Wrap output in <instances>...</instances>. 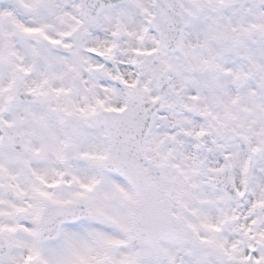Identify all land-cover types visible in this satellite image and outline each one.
Wrapping results in <instances>:
<instances>
[{
	"label": "snow or ice",
	"instance_id": "6c2138e0",
	"mask_svg": "<svg viewBox=\"0 0 264 264\" xmlns=\"http://www.w3.org/2000/svg\"><path fill=\"white\" fill-rule=\"evenodd\" d=\"M50 7L45 0H18L11 7L0 0V20L26 36L42 33L24 19ZM246 8L190 0L184 23L205 40L215 33L234 66L264 71V39L252 31L264 25L249 26V16L260 13ZM139 9L148 12L142 4L128 9L132 23L140 22ZM218 17L231 26L221 28ZM13 35L0 37V58L15 55ZM235 81H242L240 71ZM96 105L101 111L33 104L25 108L26 125L3 121L9 133L0 136V264H264V176L255 173L253 155L240 160L234 186L248 198L247 213L217 218L214 205L225 197L196 191L187 175L163 171L168 155L162 140L147 138L144 111L108 116L126 109L103 99ZM7 107L0 104V111ZM229 225L239 239L221 235Z\"/></svg>",
	"mask_w": 264,
	"mask_h": 264
},
{
	"label": "clouds",
	"instance_id": "9594fccd",
	"mask_svg": "<svg viewBox=\"0 0 264 264\" xmlns=\"http://www.w3.org/2000/svg\"><path fill=\"white\" fill-rule=\"evenodd\" d=\"M17 2L3 0L8 7ZM45 2L51 5L46 12L24 19L28 26L42 27V33L26 36L9 20H0V37L12 32L15 52L0 58V104L8 105L0 111V136L9 133L4 120L26 125L25 108L33 104L101 111L96 101L103 99L107 106L126 109L108 116H126L139 107L149 117L147 138L163 141L168 155L163 171L187 175L189 184L198 185L196 191L225 197L214 205L217 218L245 215L248 198L238 196L234 186L246 155H253L255 173L264 176V71L231 64L215 33L207 40L203 32L192 35L183 13L190 0ZM140 4L148 12L139 9L140 22L132 23L128 9ZM234 5L260 13L249 16V26L264 25V0H226V6ZM216 23L231 26L219 17ZM252 31L264 39V28ZM237 71L242 73L239 83ZM250 147L259 153H249ZM225 233L240 238L231 225Z\"/></svg>",
	"mask_w": 264,
	"mask_h": 264
}]
</instances>
